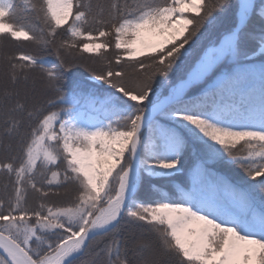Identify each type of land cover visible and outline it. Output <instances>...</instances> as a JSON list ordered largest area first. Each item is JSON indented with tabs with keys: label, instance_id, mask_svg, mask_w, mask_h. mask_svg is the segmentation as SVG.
Here are the masks:
<instances>
[{
	"label": "snow or ice",
	"instance_id": "snow-or-ice-1",
	"mask_svg": "<svg viewBox=\"0 0 264 264\" xmlns=\"http://www.w3.org/2000/svg\"><path fill=\"white\" fill-rule=\"evenodd\" d=\"M0 264H264V0H0Z\"/></svg>",
	"mask_w": 264,
	"mask_h": 264
},
{
	"label": "trees",
	"instance_id": "trees-1",
	"mask_svg": "<svg viewBox=\"0 0 264 264\" xmlns=\"http://www.w3.org/2000/svg\"><path fill=\"white\" fill-rule=\"evenodd\" d=\"M12 45H13V50L15 49V46H17V45L21 48H28V49L31 48L30 42H28V41H20V42L13 41ZM109 51H111V50H109ZM96 66L98 67L99 65H96ZM81 71H86V69L81 68Z\"/></svg>",
	"mask_w": 264,
	"mask_h": 264
}]
</instances>
